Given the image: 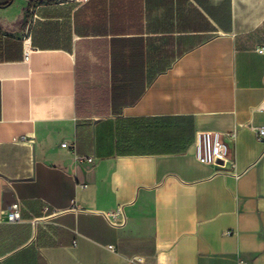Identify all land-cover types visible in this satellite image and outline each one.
I'll use <instances>...</instances> for the list:
<instances>
[{
  "label": "crops",
  "instance_id": "0c3cea01",
  "mask_svg": "<svg viewBox=\"0 0 264 264\" xmlns=\"http://www.w3.org/2000/svg\"><path fill=\"white\" fill-rule=\"evenodd\" d=\"M261 49L264 0H0V264H264Z\"/></svg>",
  "mask_w": 264,
  "mask_h": 264
},
{
  "label": "built area",
  "instance_id": "2783aa9c",
  "mask_svg": "<svg viewBox=\"0 0 264 264\" xmlns=\"http://www.w3.org/2000/svg\"><path fill=\"white\" fill-rule=\"evenodd\" d=\"M34 47L26 40L24 42V59L30 61ZM264 49H261L263 51ZM258 139L264 142V127H255ZM236 132H224L219 130H199L196 132L195 142L193 144V153L195 157L208 165L218 166L223 169L230 166V169L236 170L235 155ZM66 146L67 143H64ZM84 161H92L91 158L82 157ZM20 203H15L8 212V218L11 221L19 220ZM106 218L113 226H124L127 223V215L124 205L118 206L114 211L105 213ZM110 248L113 249L111 245ZM122 264H145L141 257H130ZM158 264H164L159 262Z\"/></svg>",
  "mask_w": 264,
  "mask_h": 264
}]
</instances>
